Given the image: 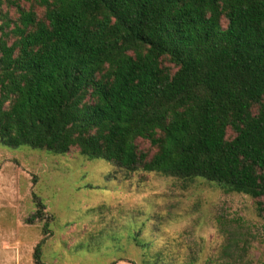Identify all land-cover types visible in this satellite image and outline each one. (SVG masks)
<instances>
[{
    "label": "trees",
    "instance_id": "trees-1",
    "mask_svg": "<svg viewBox=\"0 0 264 264\" xmlns=\"http://www.w3.org/2000/svg\"><path fill=\"white\" fill-rule=\"evenodd\" d=\"M0 141L202 179L264 219V0H0Z\"/></svg>",
    "mask_w": 264,
    "mask_h": 264
},
{
    "label": "rangeland",
    "instance_id": "rangeland-1",
    "mask_svg": "<svg viewBox=\"0 0 264 264\" xmlns=\"http://www.w3.org/2000/svg\"><path fill=\"white\" fill-rule=\"evenodd\" d=\"M39 244L41 264H264V219L202 179L0 141V264H37Z\"/></svg>",
    "mask_w": 264,
    "mask_h": 264
}]
</instances>
